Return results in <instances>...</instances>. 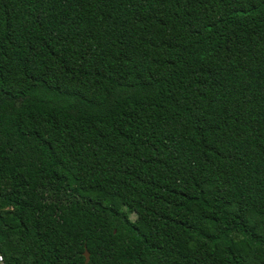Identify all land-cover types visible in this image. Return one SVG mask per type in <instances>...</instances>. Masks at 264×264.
<instances>
[{
  "label": "trees",
  "instance_id": "trees-1",
  "mask_svg": "<svg viewBox=\"0 0 264 264\" xmlns=\"http://www.w3.org/2000/svg\"><path fill=\"white\" fill-rule=\"evenodd\" d=\"M0 255L264 264V0H0Z\"/></svg>",
  "mask_w": 264,
  "mask_h": 264
},
{
  "label": "water",
  "instance_id": "water-1",
  "mask_svg": "<svg viewBox=\"0 0 264 264\" xmlns=\"http://www.w3.org/2000/svg\"><path fill=\"white\" fill-rule=\"evenodd\" d=\"M84 256H85V261H88L89 258V253L87 251V249L85 248L84 252H83Z\"/></svg>",
  "mask_w": 264,
  "mask_h": 264
},
{
  "label": "built area",
  "instance_id": "built-area-1",
  "mask_svg": "<svg viewBox=\"0 0 264 264\" xmlns=\"http://www.w3.org/2000/svg\"><path fill=\"white\" fill-rule=\"evenodd\" d=\"M0 264H5L4 262H3V259H2V256L0 255Z\"/></svg>",
  "mask_w": 264,
  "mask_h": 264
}]
</instances>
